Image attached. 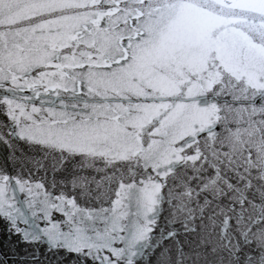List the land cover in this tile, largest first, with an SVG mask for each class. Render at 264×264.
Segmentation results:
<instances>
[{
  "label": "snow or ice",
  "instance_id": "obj_1",
  "mask_svg": "<svg viewBox=\"0 0 264 264\" xmlns=\"http://www.w3.org/2000/svg\"><path fill=\"white\" fill-rule=\"evenodd\" d=\"M0 264H264V0H0Z\"/></svg>",
  "mask_w": 264,
  "mask_h": 264
}]
</instances>
